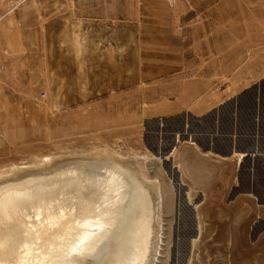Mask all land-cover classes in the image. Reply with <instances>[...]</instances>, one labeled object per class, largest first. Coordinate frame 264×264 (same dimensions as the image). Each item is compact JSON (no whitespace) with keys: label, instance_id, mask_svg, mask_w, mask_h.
Returning <instances> with one entry per match:
<instances>
[{"label":"crops","instance_id":"0c3cea01","mask_svg":"<svg viewBox=\"0 0 264 264\" xmlns=\"http://www.w3.org/2000/svg\"><path fill=\"white\" fill-rule=\"evenodd\" d=\"M203 2L207 0H189L188 5L196 9ZM228 2L221 0V16L226 17L221 23L236 24V36L222 28L220 47L213 51L206 47L207 39L200 48L195 43L198 24L211 23L212 14L184 15L181 0H0V118L5 121V105L12 104L6 111L15 115L20 105L36 97L42 57L46 89L60 74L62 92L65 87L78 88L77 102L108 93V102L132 104L133 89L141 88L137 97L153 96L143 102L158 105L148 119L186 112L200 120L219 110L221 124L238 122L235 135L227 132L236 137L230 154L216 155L201 149L194 138L178 141L174 134L179 144L164 160L170 161L173 179H190L205 188L210 179H237V198L253 212L248 214L238 204L235 223L243 225L251 216L256 239L264 230V62L259 58L264 56V0H236L235 13L229 11ZM229 12L235 14L231 22ZM86 19L92 32L83 30ZM72 21L77 32L59 31V25ZM103 26L107 31H100ZM101 40L106 41L104 48ZM188 52L200 58L191 62ZM229 54L254 58L252 63L240 60L228 65L223 56ZM216 86L221 87L219 92ZM85 89L91 92L86 94ZM162 95L168 98L154 99ZM250 102L252 110L245 112ZM232 107L236 114L227 111ZM127 118L131 116L126 114ZM251 262L264 264L256 256Z\"/></svg>","mask_w":264,"mask_h":264},{"label":"rangeland","instance_id":"374dc122","mask_svg":"<svg viewBox=\"0 0 264 264\" xmlns=\"http://www.w3.org/2000/svg\"><path fill=\"white\" fill-rule=\"evenodd\" d=\"M181 2H185L181 8L183 11L181 13L184 15L212 14L213 16L211 23L198 24V34L195 40L197 48H200V42L207 39L206 47H211L213 51H216V48L220 47V33L224 27H228L230 37L235 38L237 25L221 23V20L226 18L221 16L223 11L221 0H207L196 9L189 7V0H181ZM225 5L226 3H223V6ZM228 5L230 6L229 11L235 13L236 0H229ZM244 5L259 6L258 3L248 2ZM156 10L159 9L156 8ZM162 12L166 13L167 10ZM230 12L231 22L235 14L231 15ZM167 13L171 15V8ZM75 16L76 13L70 14L73 21ZM65 18L68 19L62 16V19ZM73 21L64 26L59 25V31L77 32V26ZM261 26L264 27V25ZM107 28L100 27V31H107ZM83 30L85 32L94 30L89 19H86ZM41 41L44 45V40ZM100 43L101 48L106 46L105 40H101ZM84 44L88 47L87 41ZM188 54L191 62L200 58V55L192 56L189 52ZM226 58L228 65H233L240 60L252 63L254 57L229 54L227 57L223 56V59ZM259 58L263 63L264 56ZM43 63L42 57L41 69L37 73L36 97L31 98L29 103L20 105V111L15 115L11 111H6L12 107V104L5 105V121L0 118L1 175L8 174L15 165H37L36 163L48 156H78L101 151L113 158L119 156L134 159L135 165L137 164L139 172L145 179L153 182L158 180L162 197L158 205L160 207L155 213L156 217L154 213H152L154 217H149L151 208H148L146 216L151 219V223H146V221L144 223V226L148 227L147 232H150V238L146 240L151 243V239L157 237V247L152 264H254L251 260L254 261L255 256L264 261V240H262L264 230L255 239L257 234L252 232L251 216H249V224H247L248 218L245 219L246 223L243 225L235 223L238 204H240L239 209L246 208L248 214L253 212L252 206L247 203L243 204V201L237 198V179H210L212 183L207 188L202 184H193L190 179H173L170 161L156 156L158 152L165 151L167 144L174 148L181 138H194V142L201 149L210 150L216 155L227 156L230 154V145L236 140L234 136L232 138L227 136V132L231 130V133L235 135L238 124L236 119L233 122L229 120L228 124H221V111L219 110L207 119L200 120H195L186 112L175 116L148 119L156 114L153 109L158 105L143 102L153 96L145 97L143 100L137 97L141 88L133 89L132 104L108 102V93L86 97L85 102H77L78 88L65 87V93L62 92L60 74L57 82L53 83L54 86L46 89ZM232 74L230 73V76ZM220 89V86H216L215 91L219 92ZM111 90L101 89L105 93ZM85 91L86 94L91 92L90 89H85ZM66 92L68 97H66ZM164 98L168 96L162 95L154 99ZM66 99L69 101L65 102ZM116 99L119 100V97ZM236 110V107H232L227 111L236 114ZM245 110V112H251V102L247 107L245 106ZM126 114L127 117L131 116V119L125 120ZM180 133L183 134L182 137H179ZM174 134H177L178 141H175ZM154 161L157 162V165H154L157 177H153L149 169L150 162L154 163ZM39 168L37 166L23 173L37 171ZM133 171L138 175V169L135 168ZM11 177H14V174ZM142 199L144 206V202L148 199L143 196ZM143 206H141L142 209ZM142 209L140 208L138 212L140 216L142 215L141 220H145ZM238 236L240 240H237ZM148 252L149 249L146 255ZM143 264H145L144 261Z\"/></svg>","mask_w":264,"mask_h":264},{"label":"bare ground","instance_id":"6f19581e","mask_svg":"<svg viewBox=\"0 0 264 264\" xmlns=\"http://www.w3.org/2000/svg\"><path fill=\"white\" fill-rule=\"evenodd\" d=\"M109 157L48 156L0 174V264H152L157 237L146 240L144 223L160 207L158 180L145 179L134 159Z\"/></svg>","mask_w":264,"mask_h":264},{"label":"water","instance_id":"95a60500","mask_svg":"<svg viewBox=\"0 0 264 264\" xmlns=\"http://www.w3.org/2000/svg\"><path fill=\"white\" fill-rule=\"evenodd\" d=\"M171 149H172V147L170 145H167L165 147V151L164 152H158L156 154V156L159 157L160 159H162V158L165 159L166 157L169 156ZM11 244H13V242H11Z\"/></svg>","mask_w":264,"mask_h":264}]
</instances>
